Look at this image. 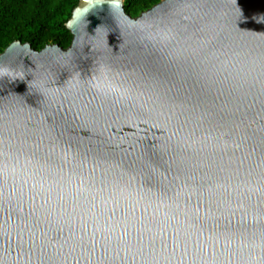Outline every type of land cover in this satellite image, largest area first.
Wrapping results in <instances>:
<instances>
[{"label": "water", "instance_id": "obj_1", "mask_svg": "<svg viewBox=\"0 0 264 264\" xmlns=\"http://www.w3.org/2000/svg\"><path fill=\"white\" fill-rule=\"evenodd\" d=\"M123 2L0 53V264H264V0Z\"/></svg>", "mask_w": 264, "mask_h": 264}, {"label": "trees", "instance_id": "obj_2", "mask_svg": "<svg viewBox=\"0 0 264 264\" xmlns=\"http://www.w3.org/2000/svg\"><path fill=\"white\" fill-rule=\"evenodd\" d=\"M160 0H124V11L137 17ZM79 0H0V53L13 41L34 50L49 44L67 48L72 35L65 23Z\"/></svg>", "mask_w": 264, "mask_h": 264}]
</instances>
